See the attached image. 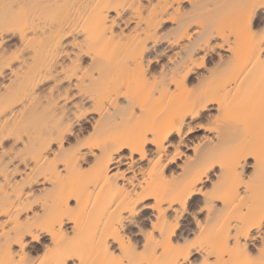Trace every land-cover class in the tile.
<instances>
[{
    "label": "bare ground",
    "instance_id": "1",
    "mask_svg": "<svg viewBox=\"0 0 264 264\" xmlns=\"http://www.w3.org/2000/svg\"><path fill=\"white\" fill-rule=\"evenodd\" d=\"M262 9L0 0V264H264Z\"/></svg>",
    "mask_w": 264,
    "mask_h": 264
},
{
    "label": "snow or ice",
    "instance_id": "2",
    "mask_svg": "<svg viewBox=\"0 0 264 264\" xmlns=\"http://www.w3.org/2000/svg\"><path fill=\"white\" fill-rule=\"evenodd\" d=\"M261 16H264V9H262V12L260 15L257 16L255 23L264 29V19H261Z\"/></svg>",
    "mask_w": 264,
    "mask_h": 264
}]
</instances>
